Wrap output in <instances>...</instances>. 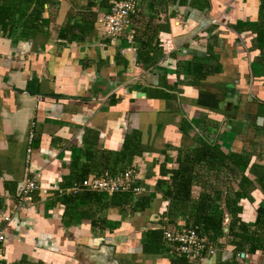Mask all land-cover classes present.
I'll return each instance as SVG.
<instances>
[{"label":"crops","instance_id":"crops-1","mask_svg":"<svg viewBox=\"0 0 264 264\" xmlns=\"http://www.w3.org/2000/svg\"><path fill=\"white\" fill-rule=\"evenodd\" d=\"M115 1L49 0L41 22L25 26L16 14L0 27V264H171L162 238L146 242L147 231L169 226L165 186L155 187L162 165L174 168L200 137L264 166V0H133L130 26L110 40L95 20ZM74 23L77 35L63 39ZM133 166L144 210L56 193ZM34 176L46 192L15 211L18 183ZM249 194L245 222L263 199ZM217 242L189 264H264L260 251Z\"/></svg>","mask_w":264,"mask_h":264},{"label":"trees","instance_id":"trees-1","mask_svg":"<svg viewBox=\"0 0 264 264\" xmlns=\"http://www.w3.org/2000/svg\"><path fill=\"white\" fill-rule=\"evenodd\" d=\"M49 0H0V27L14 24V15L18 14L21 24L27 26L41 22L40 12L43 4ZM32 6V7H31ZM78 24H67L61 37L68 40L77 35ZM84 34H79V38ZM192 148H184L176 157L174 168L164 167L155 183V187L164 185L162 196L167 200L164 217L166 224L175 226V219L183 218V226L193 227L196 232L205 236L214 246H218L219 237L225 236L233 245L235 252L253 253L260 251L264 255V166L249 163L247 154L232 151L222 152L213 142L209 143L200 137ZM249 173L250 177L245 174ZM165 183V184H164ZM235 183L234 187L231 184ZM254 185V186H253ZM193 187L198 188L197 195H191ZM251 187L262 192L263 199L256 207L252 222L241 220V199L251 201ZM84 196L101 199L121 209V212H137L147 207L148 197L138 195L131 202L121 194L119 200L93 191H82ZM76 196V195H75ZM73 196V197H75ZM73 197L70 196L69 199ZM121 200V201H120ZM136 206H138L136 208ZM228 220L223 225V215ZM163 216V215H162ZM223 227L226 231H223ZM148 246H161V230L150 229L146 232ZM171 264H189L181 255L170 251ZM237 257V255H236ZM218 264H237L236 261H223Z\"/></svg>","mask_w":264,"mask_h":264},{"label":"built area","instance_id":"built-area-1","mask_svg":"<svg viewBox=\"0 0 264 264\" xmlns=\"http://www.w3.org/2000/svg\"><path fill=\"white\" fill-rule=\"evenodd\" d=\"M137 11V5L133 0H119L113 2L106 12L100 13L96 18V25L102 28L104 34L110 39L117 38L123 30L130 26L131 16ZM133 30H129L126 39L131 42ZM26 152L30 151L29 142ZM138 169L128 167L113 175L103 174L100 176H88L80 182L65 188L56 189L57 194L74 195L80 191H93L110 197L115 194L126 195L129 200H135L141 193V187L138 184ZM33 192L45 193V188H40L37 179L34 177H25L22 180V187L16 196L15 211H20L24 205L32 200ZM8 216H3V222L8 221ZM228 220L224 213L222 223L226 224ZM224 228V227H223ZM161 238L177 255L183 256L188 261H198L204 256L213 255L215 246L205 237L199 235L193 227H161ZM226 231V230H224ZM5 237L3 228L0 227V261L2 259ZM243 253L237 254L241 259Z\"/></svg>","mask_w":264,"mask_h":264},{"label":"water","instance_id":"water-1","mask_svg":"<svg viewBox=\"0 0 264 264\" xmlns=\"http://www.w3.org/2000/svg\"><path fill=\"white\" fill-rule=\"evenodd\" d=\"M22 187V182L18 183L17 185V189H16V194H18L19 189ZM223 230H226V228L224 227Z\"/></svg>","mask_w":264,"mask_h":264},{"label":"rangeland","instance_id":"rangeland-1","mask_svg":"<svg viewBox=\"0 0 264 264\" xmlns=\"http://www.w3.org/2000/svg\"><path fill=\"white\" fill-rule=\"evenodd\" d=\"M234 185H235V183H232V184H231V187H234ZM253 186H254V185H253ZM252 188H253V187H251V189H252ZM197 191H198V190H197Z\"/></svg>","mask_w":264,"mask_h":264}]
</instances>
